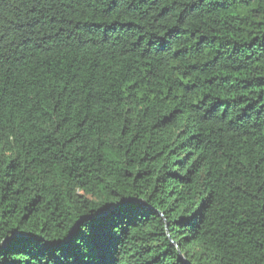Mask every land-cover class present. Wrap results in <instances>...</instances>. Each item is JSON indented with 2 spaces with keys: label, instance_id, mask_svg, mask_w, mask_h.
<instances>
[{
  "label": "trees",
  "instance_id": "obj_1",
  "mask_svg": "<svg viewBox=\"0 0 264 264\" xmlns=\"http://www.w3.org/2000/svg\"><path fill=\"white\" fill-rule=\"evenodd\" d=\"M0 22V209L36 228L103 180L149 209L112 264H264V0H0Z\"/></svg>",
  "mask_w": 264,
  "mask_h": 264
},
{
  "label": "snow or ice",
  "instance_id": "obj_2",
  "mask_svg": "<svg viewBox=\"0 0 264 264\" xmlns=\"http://www.w3.org/2000/svg\"><path fill=\"white\" fill-rule=\"evenodd\" d=\"M74 203L75 215L66 209L36 222V228L28 226V215L17 219L12 211L0 209V264H112L109 257L126 223L138 221L149 211L143 197L125 196L103 180L98 190L93 189V198L81 192ZM206 209V204L192 202L184 212L199 223L197 218L205 219Z\"/></svg>",
  "mask_w": 264,
  "mask_h": 264
}]
</instances>
